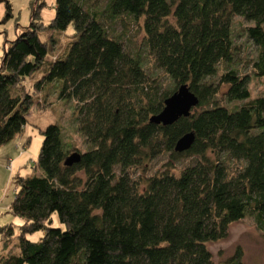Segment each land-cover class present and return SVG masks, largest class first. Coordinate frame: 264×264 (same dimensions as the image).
Instances as JSON below:
<instances>
[{"label":"trees","instance_id":"1","mask_svg":"<svg viewBox=\"0 0 264 264\" xmlns=\"http://www.w3.org/2000/svg\"><path fill=\"white\" fill-rule=\"evenodd\" d=\"M30 17L2 46L0 147L22 135L36 93L54 83L58 100H73L86 149L76 152L55 124L40 130L32 173L14 179L8 206L20 220L16 252L0 264H213L206 244L225 239L232 223L251 218L264 235V97L250 98L247 76L232 65L238 17L254 47L252 75L264 77V0H105L99 12L85 0H53L47 23L38 7ZM123 18L141 20L140 51L124 50L114 33ZM68 28L64 53L35 79L53 42L37 31ZM146 56L170 89L146 79ZM181 85L198 101L189 115L169 126L150 122ZM221 100L240 103L225 108ZM189 133L191 146L175 152ZM72 153L78 160L64 165ZM162 155V170L144 177ZM185 161L175 175L173 163ZM131 168L140 178H130ZM53 214L62 229L49 226ZM36 232L37 241L25 239ZM13 233L0 226L2 243ZM240 260L236 249L219 264Z\"/></svg>","mask_w":264,"mask_h":264},{"label":"rangeland","instance_id":"2","mask_svg":"<svg viewBox=\"0 0 264 264\" xmlns=\"http://www.w3.org/2000/svg\"><path fill=\"white\" fill-rule=\"evenodd\" d=\"M89 9L99 12L105 5V0H85ZM33 6L39 8V16L41 21H47L53 15V0H0V57L2 55L3 44L8 46L16 34L22 32L25 26L31 20V12ZM245 24L238 17H234L232 24V39L234 44L238 45V55H236L233 67L237 68L238 74L247 76L248 90L250 98L264 97V77L256 78L252 75L251 64L249 58L254 56V47L252 43L243 36L240 28ZM114 33L121 36L122 46L124 50L131 53L140 51L142 48L143 31L141 20L131 21L129 18H123L122 21L116 20L111 25ZM70 28L65 33L52 32L48 29L37 31L41 40L53 39L51 50H49L44 59V64L40 70L35 72V79L40 78L48 65L49 60L57 58L65 51L67 43L70 41ZM144 73L146 79L154 81L161 89H170L172 84L169 79L155 70L152 60L146 56L143 60ZM223 70H218L215 77L217 78ZM54 83L47 84L41 91L36 93L30 113L26 116V126L23 128L22 135L16 136L13 140L0 147V226L10 224L14 231L9 243H2L0 239V255L16 252L17 242L16 228L20 224V220L13 217L9 212L8 206L12 200V194L16 190L13 181L17 175L29 177L32 173L33 162L38 154L41 144L40 130H43L49 124H55L61 129L63 138L67 139L69 145L78 152L83 153L86 149L85 139L77 135L75 123L73 122L74 103L70 99H57L54 94ZM238 103H226L225 100L220 101V105L225 108H234ZM28 143L23 146L24 139L27 138ZM168 161L165 155L155 157L146 166L144 177L162 170L163 164ZM191 161L184 163H173L175 168L174 174L183 169ZM230 172L234 170V165H230ZM116 171V170H115ZM118 171H116L117 173ZM129 176L136 180L142 175L141 170L129 169ZM50 227L62 226L58 223L55 214L50 216ZM42 236L41 232L26 235L28 241H37ZM210 256H212L213 264L222 263L233 256L236 249L241 255V264H264V235L259 231L251 218L245 217L239 222L232 223L227 230V237L221 241L206 244Z\"/></svg>","mask_w":264,"mask_h":264},{"label":"water","instance_id":"3","mask_svg":"<svg viewBox=\"0 0 264 264\" xmlns=\"http://www.w3.org/2000/svg\"><path fill=\"white\" fill-rule=\"evenodd\" d=\"M177 91L170 95L169 98L164 100L163 108L160 111V114L157 116L151 117L150 122L163 126L172 125L179 118L187 117L189 115V110L193 108L197 104V100L192 95L185 85H181V87L176 89ZM193 141V134L183 135L181 139H179L175 143L174 151L175 152H183L187 150ZM78 160V155L76 153H72V155L68 156L64 160V165L70 166L74 162Z\"/></svg>","mask_w":264,"mask_h":264},{"label":"crops","instance_id":"4","mask_svg":"<svg viewBox=\"0 0 264 264\" xmlns=\"http://www.w3.org/2000/svg\"><path fill=\"white\" fill-rule=\"evenodd\" d=\"M24 144V143H23Z\"/></svg>","mask_w":264,"mask_h":264}]
</instances>
